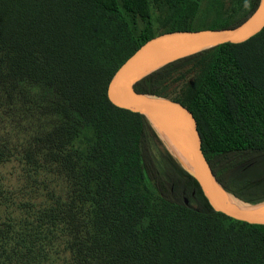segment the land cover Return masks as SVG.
<instances>
[{
    "label": "trees",
    "instance_id": "16d2710c",
    "mask_svg": "<svg viewBox=\"0 0 264 264\" xmlns=\"http://www.w3.org/2000/svg\"><path fill=\"white\" fill-rule=\"evenodd\" d=\"M259 3L0 0V264H264V224L214 210L152 122L107 96L149 39L237 27ZM133 89L184 105L218 182L264 202V27Z\"/></svg>",
    "mask_w": 264,
    "mask_h": 264
},
{
    "label": "water",
    "instance_id": "95a60500",
    "mask_svg": "<svg viewBox=\"0 0 264 264\" xmlns=\"http://www.w3.org/2000/svg\"><path fill=\"white\" fill-rule=\"evenodd\" d=\"M264 27V0L242 24L233 28L177 30L159 34L142 44L115 71L107 86V96L116 106L143 113L156 128L178 162L197 180L214 210L229 217L264 224V202L248 204L224 189L216 179L203 150L197 121L180 102L151 92H138L133 84L178 58L212 46L243 42ZM181 150L179 154L167 136ZM235 197L238 205L228 196Z\"/></svg>",
    "mask_w": 264,
    "mask_h": 264
},
{
    "label": "bare ground",
    "instance_id": "6f19581e",
    "mask_svg": "<svg viewBox=\"0 0 264 264\" xmlns=\"http://www.w3.org/2000/svg\"><path fill=\"white\" fill-rule=\"evenodd\" d=\"M165 135V134H164ZM168 137V135H165ZM168 139L170 140V143L172 145V147L179 153L182 155L181 150L179 148V146L175 143V141L173 139H171L170 137H168ZM183 156V155H182ZM228 196L233 200V202H235L238 205H242L235 197H233L232 195L228 194Z\"/></svg>",
    "mask_w": 264,
    "mask_h": 264
},
{
    "label": "rangeland",
    "instance_id": "374dc122",
    "mask_svg": "<svg viewBox=\"0 0 264 264\" xmlns=\"http://www.w3.org/2000/svg\"><path fill=\"white\" fill-rule=\"evenodd\" d=\"M12 170H13V167H12V165H10V164H7V165L3 168V171H4L6 174H8L9 177H11L10 172H11Z\"/></svg>",
    "mask_w": 264,
    "mask_h": 264
}]
</instances>
